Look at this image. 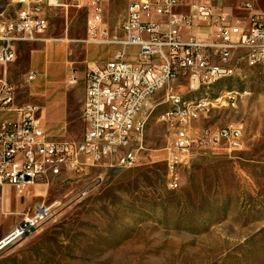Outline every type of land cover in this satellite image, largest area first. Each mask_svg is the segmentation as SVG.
<instances>
[{
	"label": "rangeland",
	"instance_id": "1",
	"mask_svg": "<svg viewBox=\"0 0 264 264\" xmlns=\"http://www.w3.org/2000/svg\"><path fill=\"white\" fill-rule=\"evenodd\" d=\"M257 3L264 6V0ZM104 5L111 24L124 21L126 0H105ZM18 9L16 0H0V22ZM88 18L87 7L54 11L46 41L22 45L8 69L20 102L40 108L42 124L54 140L81 139L84 77L96 67L91 58L100 64L108 59L107 47L88 41ZM61 43L64 61L52 64L66 67L67 74L50 92L51 98L67 93L68 109L54 128L44 117L45 100L33 93L34 82L27 77L39 57L32 51L52 45L58 56ZM232 66L229 75L195 93L185 79L173 83L171 92L210 101L198 126L242 128V149L196 151L183 169L181 187L167 189L171 132L161 118L171 106L163 103L168 89L162 90L145 113L135 167L100 169L95 171L99 179L94 174L82 182L55 179L23 192L11 185L0 188V238L36 201L54 208L53 217L1 256L0 264H264V67L236 61Z\"/></svg>",
	"mask_w": 264,
	"mask_h": 264
},
{
	"label": "built area",
	"instance_id": "2",
	"mask_svg": "<svg viewBox=\"0 0 264 264\" xmlns=\"http://www.w3.org/2000/svg\"><path fill=\"white\" fill-rule=\"evenodd\" d=\"M126 1L127 16L115 25L105 0H16V15L0 22V188L11 185L23 192L55 179L82 182L100 169L135 167L143 148L141 123L154 97L165 89L163 103L182 98L181 111L161 118L171 132L167 189L181 187L183 169L196 151L243 148L240 127L198 126L210 111V101H185L171 90L185 79L195 93L216 75L233 71L235 61L263 68L264 6L258 0H236L235 5H229L231 0ZM74 5L89 10L88 41L112 52L85 75L81 139L54 140L41 123L40 108L20 102L8 69L22 45L46 41L54 11ZM182 29L191 30L187 39ZM36 78L30 71L28 81ZM76 82L72 76L71 83ZM53 215L52 205L36 201L0 238V256Z\"/></svg>",
	"mask_w": 264,
	"mask_h": 264
},
{
	"label": "crops",
	"instance_id": "3",
	"mask_svg": "<svg viewBox=\"0 0 264 264\" xmlns=\"http://www.w3.org/2000/svg\"><path fill=\"white\" fill-rule=\"evenodd\" d=\"M235 3H236V0H231L229 5H235ZM228 8L230 9V7ZM200 30H203V29H200ZM190 32H191L190 29H182L183 37L187 39L190 35ZM52 45H45L44 48H38L32 51V53L39 54V57L36 58V64H35L36 67L31 68V71H35L37 73V78L34 81H32L34 82L32 91L34 94L39 96V98H42L45 100L46 104L43 109L44 117L47 118V121L49 122L51 126L56 128L60 124L63 123L66 117L67 109H68V95L67 93L63 92L57 98H51L50 88L51 86L56 85V84H60V85L63 84L64 83L63 76L67 74V71H66V67L64 66L59 67V64H57L58 66L57 65L53 66L52 64V61H55V60L64 61V57L62 54V49L64 48V45L62 43L59 44L60 53L58 54V56H54L52 54L51 52ZM94 46H98V45L94 44ZM107 48H108L107 58L109 59L112 49H110L109 47ZM91 60L96 65H100V63L97 60L93 58H91ZM84 81H85V77H84ZM84 97H85V92H84ZM84 97H83V105H84ZM31 207L25 209L24 212H27L28 210H30Z\"/></svg>",
	"mask_w": 264,
	"mask_h": 264
},
{
	"label": "bare ground",
	"instance_id": "4",
	"mask_svg": "<svg viewBox=\"0 0 264 264\" xmlns=\"http://www.w3.org/2000/svg\"><path fill=\"white\" fill-rule=\"evenodd\" d=\"M264 67V66H263ZM231 71L229 72H224V73H221L220 75H216L215 77H213L211 80L207 81L205 83V85H208L216 80H218L219 78H222V77H225L227 75L230 74ZM184 100L185 101H193L192 100H188L186 99L185 95H184ZM197 101V100H195ZM168 103L170 104L171 108L169 111H167L165 114H174L178 111H181V105H182V98H168ZM145 125H146V119L144 118V122L141 123V135L145 129ZM1 257V256H0Z\"/></svg>",
	"mask_w": 264,
	"mask_h": 264
}]
</instances>
